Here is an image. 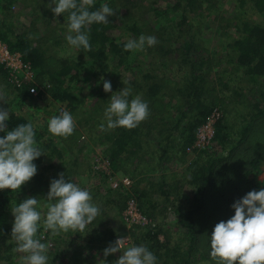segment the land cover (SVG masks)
Here are the masks:
<instances>
[{"label": "rangeland", "instance_id": "374dc122", "mask_svg": "<svg viewBox=\"0 0 264 264\" xmlns=\"http://www.w3.org/2000/svg\"><path fill=\"white\" fill-rule=\"evenodd\" d=\"M47 1L20 0L19 3L17 2L15 6L10 8L11 12H6L4 16H1L0 5V20L12 19L17 33H23V31L33 32L34 37H38V39L45 34L46 37H50L57 43L58 46L47 45L49 57L46 67L52 71L59 68L66 69L69 66L73 67L70 72L72 79L67 82V85L79 100V103L75 108L69 110L66 105L54 100L50 93L45 90V87L49 88L51 84L46 80H44V83L34 81L35 74L33 70L31 71L33 73L31 78L32 83L36 86L35 91L30 90L29 97L25 100H18L15 97V88L18 89L19 87L15 85L14 78L20 79L19 77L23 72L19 73L18 77L11 76L0 60L2 66L0 95L3 96V100L0 101V108L21 114L31 122L35 121L33 124L38 122L40 125H46V130L51 117L56 116V114L59 116L62 111H68L75 121V129L73 134L68 137L71 141L67 143L68 148L64 151L65 163L55 165L53 169L44 171L45 178L52 181L58 179L59 174L64 173L67 181L87 190H94L91 191L93 202L101 209L100 215L95 219L97 225L100 228L108 227L111 229L116 239L128 237L126 247L135 245L129 235V230L132 227H145L154 230V225L158 223L156 221L163 223L164 228L170 231L169 236L172 238L171 242L174 243L177 237H184L185 230L181 229L179 225L177 226L178 219L172 209L164 211L163 215L157 220L147 218L148 225L140 226L131 225L128 223L129 221L124 219L125 206L120 211L118 205L114 206L115 203L112 201L111 204L107 202L112 200L111 197L108 199L107 194H105V188L111 189L109 179L105 172L95 170L96 161L108 163L107 167L110 169L113 178L119 180L123 176L120 172L112 174L110 161L104 160L102 157L104 146L100 145V141L102 143L104 141L103 133H100L96 125L99 124L98 121H104V112L110 104L111 95L123 88H130L131 95L128 99L131 100L139 96H133L135 86H144L142 90L146 92L148 90V84L146 83L152 81L158 84L159 89L156 95L152 96L150 102L154 109L151 106L148 107L149 113L155 115L162 122L177 120L176 109L180 105V100L177 96L174 98V103L173 100L170 101V98L173 97L169 98V95L180 88L186 87L192 80H190V74L195 77V80L200 79L199 88L203 91V95H201L202 103L211 106L213 110L205 121L195 129L194 140L186 147L185 156L179 158L176 153L169 150V153L163 159L164 162H162L163 173L166 176L165 183L170 186L168 191L170 200H174V205L187 203L190 198L189 182L186 180L189 162L194 159V156L197 157L200 152L210 151L212 147L210 144L213 134L204 147L199 148H194L196 136L199 134L207 137L210 131L212 132L214 123L224 115L226 116L225 124L231 129L230 132H234L237 129V123L244 116L249 115L254 110L253 108L255 110L264 109V77L257 85L250 84L248 77L245 76V71L240 67L242 64L236 61L228 46V35L236 33V18L240 17L239 11L234 7L237 0H199L201 2H197L193 6L188 5L187 0H141V4H138L135 8L122 9L109 32V35L115 39L117 44L120 42L127 43L128 39H135L134 33L131 31L134 23L139 24L142 29L140 36H154L156 41H160L152 47L146 45L143 51L129 52L127 66L121 64L116 55H109L105 60L102 58L101 62L94 61L91 56V50H95L93 45H91L90 51L74 49L70 55L61 56L62 52L68 51L65 38L67 25L65 21H60L59 17L54 20L53 14L47 13L51 11L49 8L50 3ZM248 11L244 16L245 18L251 17L256 22L264 25V15L259 17L255 13L252 14L251 10ZM232 17L234 19H231ZM227 21L229 26H227ZM188 23L191 25L190 28ZM190 36H193L192 48L190 51L184 52L182 44L183 42H189ZM65 46L66 49L63 51ZM0 47H6L10 53H16L21 58L19 53L10 51L1 39ZM57 53L59 55H56ZM183 59L185 61L182 64L183 66L180 67L179 63L183 62ZM21 61H23L22 58ZM78 70L80 71L78 72ZM147 76L152 79L147 78ZM105 80L111 82V92L109 93L103 91V81ZM156 99L160 101V104L155 101ZM189 110L191 111V109ZM208 119L210 120L209 124H212L211 129L206 127ZM104 122L106 123V121ZM247 122L248 120L245 121V123ZM140 124L143 125V123ZM149 127L153 129L152 126L149 125ZM257 127V133L264 129L263 125ZM46 134H50L48 130ZM253 141L249 149L250 152L246 155L244 153V156H242L243 153L240 154L241 159L244 161L257 155V152L252 151L255 139ZM158 155H160V152H158ZM154 157L157 158L156 153ZM143 163H140L143 166L138 169V175H141L143 179L142 187L148 192H155L159 187L156 177L162 174L158 166L160 163L152 161V171H149L145 166L146 163L145 165ZM47 164L46 161L41 166L46 167ZM69 170H72L70 177L67 176ZM261 173L260 177H264V166H262ZM129 179L132 183V179ZM120 186L113 191H116V193L128 192ZM209 193L210 190L207 195ZM29 197L37 198V195L25 192L21 202ZM44 198L38 199L40 201L38 210L41 211L42 215L46 212L43 207ZM208 198L211 201L206 202V208L203 212L201 211L202 215L198 220L206 226L208 230L206 236L210 237L215 225L222 221L225 209L220 210L214 197L211 199V196H209ZM236 201L228 200L222 206H231ZM137 208L139 210L138 204ZM12 220L14 221V217ZM13 221H9L11 222L10 229H12ZM6 237L7 240H0V264H21V257L24 254L14 251L17 244L11 239L10 234ZM88 237L89 235L85 233L72 231L55 237L51 236L50 233L45 234V239L42 242L48 244L49 264H99L100 260H105L103 250L108 246L88 244ZM158 237L160 241H164V236L159 235ZM140 245L146 247L143 243L138 246ZM209 249V239L206 242L203 240L199 247L200 251L194 255L196 262H193V264H214L211 259H202V255ZM119 255V253H116L108 256L105 264H115ZM4 257H9V259L4 260ZM73 257H75V260H73Z\"/></svg>", "mask_w": 264, "mask_h": 264}, {"label": "trees", "instance_id": "16d2710c", "mask_svg": "<svg viewBox=\"0 0 264 264\" xmlns=\"http://www.w3.org/2000/svg\"><path fill=\"white\" fill-rule=\"evenodd\" d=\"M48 1L49 3L51 2V0ZM17 2L19 3L20 0H0L1 16H4L6 12H11L10 8L15 6ZM197 2L200 3L201 1L187 0V4L190 6L195 5ZM248 2L249 4L247 5ZM102 4H107L114 10L115 14L108 18V23L93 24L86 29L89 35V42L95 47L94 51L91 50L92 59L101 62L102 58L105 60L109 55H116L120 59L121 64H126L127 66L130 53L124 51L126 43L120 42L117 44L115 39L109 35V32L122 9L135 8L138 4H141V0H94L90 11L98 10ZM234 7L239 11V18L241 19L236 18V33L228 35L229 50L233 52V57L236 58V61L242 64L240 67L245 71V76L248 77L249 83L257 85L264 77V25L256 22L251 17L245 18L244 16L249 12L248 10H251L252 14L255 13L259 17L263 16L264 0H237ZM47 13L53 14L52 11ZM67 17L68 14L65 13L64 16H59V19L60 21H65L67 25ZM231 19L234 18L232 17ZM227 26H229L228 21ZM188 27H191L189 23ZM141 30L139 24H133L131 31L134 33L135 39L139 38ZM33 34V32L25 31L17 33L12 19L0 20V39L10 51L19 53L23 62L31 66L35 74L34 81L44 83V80H46L49 82L51 87H45V90L50 93L54 100L61 102L69 110H72L79 103V100L67 85V82L72 79L70 72L73 67L59 68L56 71L48 69L46 67L49 57L47 45H56L57 43L50 37H46L45 34L41 35L40 39L34 37ZM159 42L158 40L157 43ZM192 44L193 36H190L189 42H183L182 44L184 52L190 51ZM65 49L66 46L63 51ZM52 54L54 55L55 52ZM56 55L59 54L57 53ZM184 61L185 59L179 63L180 67ZM1 67L0 64V72L2 73ZM147 78L151 77L147 76ZM190 80L186 87L180 88L169 95V98L173 97L170 98V101L173 100L174 103V98L177 96L180 100V105L176 109L177 120L162 122L155 115L149 113L148 118L142 122L144 126L140 124L141 126L138 125L130 130L115 128L109 131L106 128V123L102 120L101 122L98 121L99 124L96 125L100 133H103L104 141L103 143L100 141V145L104 146L102 157L104 160L110 161L112 174L120 172L121 176H127L132 179L128 192L116 193V191L105 188L107 198H112V200L106 201L109 204L112 201L115 203L114 206L118 205L120 207L121 211L125 206L126 200L133 198L137 201L140 213L146 218L154 220L159 219L167 209H172L178 219L177 226L179 225L181 229L185 230L184 237H177L174 243L171 242L170 231L164 228L163 223H159V221H156L158 223L154 225V230L145 227H132L129 230L132 243L136 246L140 243L145 244L148 250L155 255L156 264H193V262H196L194 255L200 251L201 242L203 240L206 242L208 239V236H206L208 230L198 219L202 215L201 211L203 212L206 208V202L211 201L208 198L209 196H211V199L214 197L220 210L225 209L222 221H226L234 215V210L231 207L232 205L223 207L222 204L224 202L239 200L250 191H259L264 188V177H260L262 166H264V129L257 133V126L263 125L264 127V109L255 110L253 108L254 110L249 115L244 116L237 123V129L234 132H230L231 129L225 124V115L214 123L213 138L210 144L213 148L211 147L210 151L200 152L197 157L194 156V159H191L190 165L187 167L186 180L189 182L190 188L188 202L174 205V200H170L168 193L170 186L165 183L166 176L163 173V159L169 153V150L176 153L179 158L185 156L186 147L194 140L195 129L205 121L213 110L211 106H206L202 103L201 95H203V91L199 88V81L201 80H195V77L191 74ZM32 82L27 81L21 88H15V97L18 100H25L29 97V91L32 88H36ZM146 84H148L146 92L142 90L144 86H135L133 96L139 95L148 104V107L151 106L154 109L150 101H152V96L156 95L159 86L155 81ZM155 101L160 104L158 99ZM247 120L248 122L245 123ZM29 122L31 121L27 120L23 115L9 111V119L6 122L7 127L5 132H0V138H3L7 131L13 130L19 124ZM31 123L33 124L35 121ZM101 123L105 124L106 130L101 131ZM33 127L36 144L43 155L33 162L37 166V174L27 184L23 185L18 192H11L10 190L0 191V240L2 241L4 239L7 240L6 236L11 235V222H9L13 221L11 209L23 200L22 196L25 192L37 195V199H42L46 196L49 191L50 181L45 178L44 171L53 169L55 165H63L65 163L64 151L68 148L67 143L71 141L68 137L66 139L54 138L50 134H46L47 126L40 125L38 122L33 124ZM253 139H255V145L252 146V151L257 152V155L252 159L249 158V161H244L241 157L244 156V153L246 155V153L250 152L249 149ZM58 140L59 142H57ZM162 147L164 148L163 150ZM158 152H160V155H158ZM155 153L157 158L154 157ZM241 153H243L242 156H240ZM46 161L48 163L46 167L41 166ZM152 161L160 163L158 166L162 174L156 177L159 183L157 191L148 192L142 187L143 179L141 175H138V169L143 166L140 163L144 162L143 164L145 165L146 163V168L152 171ZM71 175L72 170H69L67 176L70 177ZM103 184L106 186L105 183ZM209 190L210 193L207 195ZM91 191L93 192L94 190L91 189ZM201 224L202 226L200 227ZM82 233L89 235L88 244L109 246L116 240V236L111 229L108 227L100 228L95 220ZM159 235L164 236V241H160ZM202 257L204 260L211 259L210 249ZM7 259L9 257H4V260ZM73 260H75V257H73Z\"/></svg>", "mask_w": 264, "mask_h": 264}, {"label": "clouds", "instance_id": "9594fccd", "mask_svg": "<svg viewBox=\"0 0 264 264\" xmlns=\"http://www.w3.org/2000/svg\"><path fill=\"white\" fill-rule=\"evenodd\" d=\"M94 0H51L49 8L56 17L68 14L66 41L70 55L72 50H91L86 29L93 24H106L115 12L107 4L90 11ZM54 5V6H53ZM157 43L154 36L141 35L128 39L124 51H143L145 46ZM31 91H35L32 88ZM103 91L111 92V82L103 81ZM130 88L111 95L110 104L104 112L108 130L115 128L133 129L148 118V104L140 96L131 100ZM3 96L0 95V101ZM9 119L8 109L0 108V132H5ZM75 129V121L68 111L53 116L48 121V132L54 138H67ZM101 131L106 130L101 123ZM59 142V140L57 141ZM43 155L35 141L31 122L19 124L0 138V191L18 192L36 174L33 163ZM113 190V189H112ZM46 212L38 210L40 201L29 197L11 209L14 217L11 239L17 244L15 252L23 253L21 264H49L48 244L43 243L45 234L55 237L62 233L83 232L98 215L100 207L93 202L89 190L65 179L64 173L50 181L49 191L43 199ZM234 215L218 222L209 239L210 258L214 264H264V188L248 192L232 204ZM42 229V231H41ZM125 238H117L103 250L105 260L119 253L115 264H156L155 255L147 247L125 246ZM100 260L99 264H105Z\"/></svg>", "mask_w": 264, "mask_h": 264}, {"label": "built area", "instance_id": "2783aa9c", "mask_svg": "<svg viewBox=\"0 0 264 264\" xmlns=\"http://www.w3.org/2000/svg\"><path fill=\"white\" fill-rule=\"evenodd\" d=\"M1 53H0V60L3 62L2 64L5 65V68L9 72V74L13 77L17 76L18 74L23 72L21 74V77L14 78L15 85L17 87H20L23 83L27 81H32L31 75L33 74L32 68L29 64L21 61V58L18 54L16 53H10L6 47L1 48ZM213 116V115H211ZM210 120L208 119L207 121V128L211 129L212 124H209ZM213 134V129L212 132L210 131V134L207 137H204L202 135H197L196 136V141L194 144V148L196 147H204L205 143L207 140L211 138V135ZM102 161L97 160L96 161V166L94 167L95 170H101L100 172H105L108 176L109 179V185L111 189L115 190L117 189L120 185V188H125L128 190L131 187V181L128 177H123L121 179H115L112 177L110 174V169L107 167L108 163H104ZM119 188V189H120ZM124 219L126 221H129L128 223L131 225H140V226H146L148 225V220L145 216H143L140 211L137 208V204L135 199L130 198L127 200V203L125 204V209L123 211Z\"/></svg>", "mask_w": 264, "mask_h": 264}]
</instances>
